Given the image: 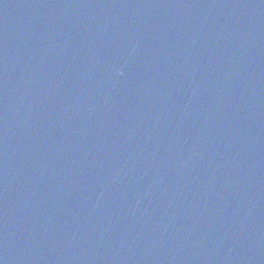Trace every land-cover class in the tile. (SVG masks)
I'll return each mask as SVG.
<instances>
[{"label": "water", "instance_id": "95a60500", "mask_svg": "<svg viewBox=\"0 0 264 264\" xmlns=\"http://www.w3.org/2000/svg\"><path fill=\"white\" fill-rule=\"evenodd\" d=\"M0 264H264V0H0Z\"/></svg>", "mask_w": 264, "mask_h": 264}]
</instances>
